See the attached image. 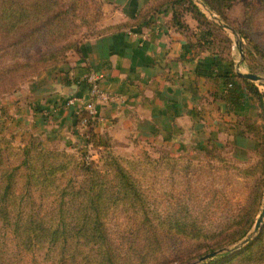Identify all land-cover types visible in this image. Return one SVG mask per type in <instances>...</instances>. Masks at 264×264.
<instances>
[{"label": "rangeland", "instance_id": "1", "mask_svg": "<svg viewBox=\"0 0 264 264\" xmlns=\"http://www.w3.org/2000/svg\"><path fill=\"white\" fill-rule=\"evenodd\" d=\"M30 1L0 0L2 180L12 167L23 162L25 146L31 150L43 147L34 136L19 141L8 133L7 99L18 97L21 91H26L21 97L27 95L37 83L45 88L44 81L56 79L74 66L85 42L129 30L137 18L124 17L115 0H52L58 21L50 23L40 34L41 25L37 29L29 25L30 36L20 27L24 24L20 21L15 31L7 33L8 21L13 17L11 10ZM173 1L149 0L143 10L148 14L159 12L171 7ZM9 4L13 6L9 12L11 19H4ZM227 17V21L218 22L222 29L216 28L218 46L231 58L233 68L238 64L236 72L263 77L261 81H251L264 93V0H241L227 12ZM252 96L254 107L231 126L233 134L208 139L205 148L199 150L179 151L165 144H145L120 155L106 140L110 153L120 158L129 177L123 181L103 173L100 179L109 191L103 194L102 207L76 212L78 217L72 215L71 207L64 216L68 224L64 239L56 242L50 238L51 231L38 226L40 218H49L46 212H53L52 205L57 203L56 195L48 190L52 177L39 172L30 175L27 169L16 172L13 179L18 184L17 194H23L25 199L29 197L24 187L28 176L44 185L30 196L41 206L25 207L21 212L22 218L33 219L31 230L36 227V236H26L30 231L19 234L14 225H0V259L7 264H202L219 254L236 252L232 250L234 245L248 235L256 239L264 226L263 219L260 229L255 231L264 209V102L262 105L258 96ZM86 140L85 137V144L73 149L59 143L52 149L43 147L50 151L46 154L32 150L29 165L40 172L45 171L42 167H55L58 186L70 180L82 182L86 161H110L109 152L105 154L98 137L91 148H87ZM43 187L47 191H42ZM58 197L67 199V195ZM222 248L227 250L198 261L202 255Z\"/></svg>", "mask_w": 264, "mask_h": 264}, {"label": "crops", "instance_id": "2", "mask_svg": "<svg viewBox=\"0 0 264 264\" xmlns=\"http://www.w3.org/2000/svg\"><path fill=\"white\" fill-rule=\"evenodd\" d=\"M115 1L126 18H138L149 2ZM240 2L237 0L231 10ZM178 8L186 28L173 22L172 7L165 8L137 21L129 30L85 42L74 66L56 79L44 81L45 88L37 83L27 95L21 97L26 93L21 91L18 97H9L8 133L19 141L34 136L49 149L59 143L72 149L85 144L86 126L78 121L74 108L65 105L68 88L64 86L76 84L74 94L86 98L84 79L95 70L102 75V87L121 97L99 105L93 127L100 142L109 140L117 154L127 155L145 144L199 150L208 139L233 134L231 126L252 111L253 96L242 79L235 77L248 104L241 111L234 109L225 96L224 79L238 74V64L233 68L231 58L219 48L214 27L207 35L205 26L191 12ZM91 147L90 143L87 148Z\"/></svg>", "mask_w": 264, "mask_h": 264}, {"label": "trees", "instance_id": "3", "mask_svg": "<svg viewBox=\"0 0 264 264\" xmlns=\"http://www.w3.org/2000/svg\"><path fill=\"white\" fill-rule=\"evenodd\" d=\"M52 0H31L29 4H18L16 7L17 9H12L11 13L13 14L12 19L9 16V12L11 7V4L8 5L9 8L5 9V18H10L11 20L8 21V25L6 27L7 33H12V31H15L17 27L19 26L18 22L23 21L24 24L20 25L21 28H24V32H26L29 36L31 35L29 31V25H33L32 29L42 26L38 29V34H40L42 31L45 30V28L50 25V23L54 21H58L56 19V15L58 14V11L53 6ZM237 0H203V2L215 13L219 15V17L223 21H227V12L232 8L234 3ZM182 6L184 9L188 10L193 14L194 17L197 18L200 25H204L207 35H211L212 29L216 30V28H221L219 24L214 22L213 20L209 19L205 13L202 12V10L199 8V6L196 4L195 0H175L171 3V7L174 9L173 12V22L176 24H179L181 27L186 28L187 25L182 23V11L178 7ZM177 7V8H176ZM158 11V10H157ZM157 11H152L151 13H147L146 10H142L141 13L138 15V18H136L135 22L148 19V17L151 14H156ZM148 14V15H147ZM2 19V16H0ZM35 19V20H34ZM40 23L35 24L31 23L33 21L42 20ZM3 20V19H2ZM10 22V23H9ZM30 22V23H29ZM133 23V24H134ZM20 28V29H21ZM31 29V28H30ZM222 29V28H221ZM32 31V30H31ZM37 31V30H36ZM241 34H244L242 30H239ZM216 32V31H215ZM28 35L26 38H28ZM246 36V35H245ZM235 77H239L242 79L244 86H246V89L252 94H255L259 97V101L263 105L264 100V93L259 91L257 87L250 81L249 79L242 78V76L238 74L233 75H226L224 79V93L225 96H227L228 100L233 105L234 109L236 111H241L246 108L248 104L247 98H245V94L242 92L239 84L237 81H235ZM86 114H82L79 116L78 121L81 122L84 126H86V132L85 136L87 138L86 143H91L95 141L96 134L94 133L93 127L95 123L87 119L84 121V118H86ZM84 121V123H83ZM41 147V146H40ZM104 150L105 154L108 153V158L110 161L107 160L103 163L101 158L98 161H95L94 159H89V161H86L85 167L87 171H85V178L82 182H79L78 180H70L69 183L65 184L64 186H58L56 183V180L54 176L57 173V169L55 167L50 166L48 169L43 168V172H40V170L34 168V165H29L30 161V154L33 151H39L42 154H46L50 151L44 150L43 147L41 149H33L31 150L30 146H25L23 149V152L25 153V158L23 162L19 165H16L12 167V169L8 172L6 178L2 180V177L0 176V225L1 227L4 226V224H10L17 227L18 233L23 234L30 231L31 233L26 236H36V234L33 235V232L36 233V227L35 229L31 230V227L34 225L33 219L29 218H22L21 212L22 209L25 207L28 208H34L38 204L37 200L34 198H30L31 195H33L34 192H36L40 187L44 186L43 183L34 182L30 179V176H28L27 182L24 184V187L29 192V197L24 198L23 194L20 196L17 194V186L15 180L13 179L14 174L16 172H20V170L27 169L28 172L30 171V175L36 176V174L39 172V174H43L44 176L50 175L52 177L51 180H49V191L56 195V201L57 203H52L54 210L53 212H46L47 215H49V218L43 219L40 218L39 221V227H45L43 230L45 231L46 228L48 231H51L50 238L55 240L54 242L58 241L60 238L64 239V232L68 228V224L66 222V219L64 218L65 213L73 207L71 210L72 215H76L78 217V213L76 212H85V210H94L96 211L99 207L101 208L103 205V194L106 191H109L106 189V186H104V181L100 179L103 173L111 174L114 176V178H118L119 180L124 181V179H127L129 177L127 171L125 168L120 164V158L115 157L114 154L110 153L109 143L104 144ZM29 174V173H27ZM42 191H47V187H43ZM118 192V191H116ZM96 196H92L94 194ZM119 193V192H118ZM53 194V195H54ZM67 195V199L65 197H58V196ZM85 209V210H84ZM15 210H18L15 213ZM99 210V209H98ZM55 212V215L53 214ZM54 215V216H53ZM56 215L58 218H56ZM94 215L93 213L91 214ZM53 216V217H52ZM86 217V216H85ZM57 220V221H56ZM37 222V221H36ZM79 222V221H78ZM51 239V240H52ZM257 241L256 243H254ZM215 251V250H214ZM203 256V255H202ZM112 261V260H111ZM110 262V261H109ZM112 263V262H111ZM0 264H7L4 260L0 259ZM202 264H264V226L261 228L259 235L256 237V239L251 240L249 243H247L246 246H244L241 249H238L234 253H226V254H219L214 259L202 263Z\"/></svg>", "mask_w": 264, "mask_h": 264}, {"label": "built area", "instance_id": "4", "mask_svg": "<svg viewBox=\"0 0 264 264\" xmlns=\"http://www.w3.org/2000/svg\"><path fill=\"white\" fill-rule=\"evenodd\" d=\"M101 81L102 75L95 70H91L86 74L84 79L88 87V96L83 98L74 94L65 99V105L67 107H73L78 117L84 113L86 114L87 117L84 118V121L90 119L94 123L97 122L99 105L121 99L119 95L112 94L105 90L101 85Z\"/></svg>", "mask_w": 264, "mask_h": 264}, {"label": "water", "instance_id": "5", "mask_svg": "<svg viewBox=\"0 0 264 264\" xmlns=\"http://www.w3.org/2000/svg\"><path fill=\"white\" fill-rule=\"evenodd\" d=\"M195 1H196V3H197L201 8L204 9V11H206L209 15L213 16L214 19H215L217 22L220 23V20H221V19H219V18L217 17V15L215 14V12H214L213 10H211V9H210V8H209V7L203 2V0H195ZM221 24H222L225 28L230 29V30L232 31V33H234L235 35L238 34L237 31H236L234 28H232L231 26H229L228 24H225V23H223V22H221ZM237 73H238V75L242 76L243 78H246V79H249V80H252V81H261V80H263V77H262V76L257 75V74H255V73H250V72L243 73V72H241V71H238ZM64 87H65V88H68V91H66V92H67V93H66V96H70V95H74V93H75V88L77 87V85H76V84H73V85L70 86V87H68V86H64ZM263 219H264V209H263V211L261 212L260 217H259L258 220H257L256 226H255V231H256V232L260 229L261 224H262V222H263ZM252 239H253V235H248L247 237H245L244 239H242V240L240 241V243L234 245V246L232 247V250H233V251H234V250H238L239 248H241V247H243L244 245H246L247 243H249ZM225 250H227V249H226V248H222V249L215 250V251H212V252H210V253H207V254L201 256V257L198 259V261L200 262V261H204L205 259L212 258V257H214L215 255H217V254H219V253H221V252H223V251H225Z\"/></svg>", "mask_w": 264, "mask_h": 264}]
</instances>
